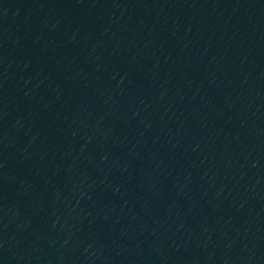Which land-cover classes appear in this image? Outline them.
<instances>
[{
	"label": "water",
	"instance_id": "1",
	"mask_svg": "<svg viewBox=\"0 0 264 264\" xmlns=\"http://www.w3.org/2000/svg\"><path fill=\"white\" fill-rule=\"evenodd\" d=\"M0 264H264V0H0Z\"/></svg>",
	"mask_w": 264,
	"mask_h": 264
}]
</instances>
